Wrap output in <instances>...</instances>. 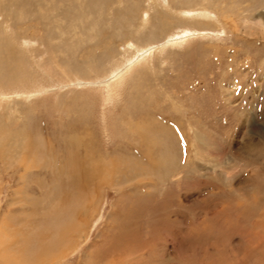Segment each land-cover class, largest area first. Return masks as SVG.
Here are the masks:
<instances>
[{"label":"rangeland","instance_id":"374dc122","mask_svg":"<svg viewBox=\"0 0 264 264\" xmlns=\"http://www.w3.org/2000/svg\"><path fill=\"white\" fill-rule=\"evenodd\" d=\"M0 63V264L263 254L264 0H0Z\"/></svg>","mask_w":264,"mask_h":264},{"label":"bare ground","instance_id":"6f19581e","mask_svg":"<svg viewBox=\"0 0 264 264\" xmlns=\"http://www.w3.org/2000/svg\"><path fill=\"white\" fill-rule=\"evenodd\" d=\"M204 1V0H203ZM186 4V3H185ZM192 4V3H191ZM201 4V3H200ZM159 5V4H158ZM171 5V4H170ZM183 5V4H182ZM205 5V4H204ZM160 6V5H159ZM195 6V5H194ZM199 6V5H198ZM196 7V6H195ZM203 7V6H202ZM183 8V7H182ZM187 8V7H186ZM200 8V7H199ZM167 9H169V10H172V8H167ZM184 9V8H183ZM194 9V8H193ZM173 11V10H172ZM177 11V10H176ZM178 12V11H177ZM234 14V13H233ZM180 15V14H179ZM185 15L186 16H188V17H185L184 18V20H185V22L184 23H182L180 20H179V22L178 23H181L182 24V26H184V25H186V22L188 23L187 24V26H189L190 24L189 23H191V22H189L188 20H190V18L191 17H194V18H196V19H191V21L192 22H194V23H191V24H194L195 25V20L197 21V24L195 25V28H194V30H202L201 28H200V26H198V25H201L200 23H202V22H200V19H198V18H201L202 20H203V18H208V20H209V18H211V19H213V17L211 16V15H209V12L207 11V10H204V13H190V15H187V13H185ZM149 18V17H148ZM183 19V18H182ZM204 19V20H205ZM207 20V19H206ZM205 20V21H206ZM214 20V19H213ZM147 20H145V22H146ZM151 21V20H150ZM210 21H212V20H210ZM148 22V21H147ZM149 23V22H148ZM146 24V23H145ZM161 24H163V26L161 27V29H162V32L161 33H164V35H167V36H169V35H171V29L172 28H174L175 27V24H173L172 23V26L174 25V27H172L171 28V21H169L168 19H166V20H164L163 21V23L161 22ZM261 24V23H260ZM147 25V24H146ZM149 25V24H148ZM193 25V26H194ZM191 28V27H190ZM193 28V27H192ZM161 31V30H160ZM136 33V32H135ZM197 34L194 32L193 34L192 33H187L186 35H184V36H182V37H178L177 39H170L169 41H167V44H168V42H170V43H172L173 44V42H171V41H174L175 43H179L180 44V41H183V42H185V40L187 39L188 40V38H190V37H192V36H196ZM153 36V35H152ZM146 38V37H145ZM176 38V37H175ZM152 39V38H151ZM143 40V39H142ZM177 41V42H176ZM188 42V41H187ZM174 43V44H175ZM146 44V43H145ZM169 45V44H168ZM165 46V45H164ZM171 46V45H170ZM157 48H159L158 47V45L157 46H154V47H150L146 52H143V50H139V51H141V52H139V51H136V53L134 54V56H132V57H130V59L131 60H136V62H137V58H139L140 59V56H143V55H147V53L148 52H153V51H150V50H153V49H157ZM160 49H162V48H160ZM133 50V49H132ZM154 51H156V50H154ZM150 54V53H149ZM149 54L147 55L148 57H149ZM114 55V54H113ZM122 55V54H121ZM130 55V54H129ZM151 55V54H150ZM147 56H145V57H147ZM144 57V56H143ZM146 59V58H145ZM134 60V61H135ZM143 60H144V58H143ZM142 61V59H140V61H138V62H141ZM10 63V62H9ZM1 64V63H0ZM7 66V65H6ZM22 66V65H21ZM118 66V65H117ZM105 69V68H104ZM122 69V68H121ZM131 69V68H130ZM127 71V70H126ZM74 72V71H73ZM128 72V71H127ZM78 75V74H77ZM96 76V75H95ZM117 78H119V71H117L115 74H113V76H111L110 77V79H106L107 80V82H109V81H111V80H114L115 81V79L117 80ZM74 80V79H73ZM85 80V79H84ZM113 81V82H114ZM111 83H112V81H111ZM111 83H110V86H111ZM117 84V83H116ZM9 85V84H8ZM31 86V85H30ZM40 85H36L35 87L36 88H44L45 89V87H44V85H41V87H39ZM26 88H28L27 89V91L29 90V87H26ZM30 88H32V87H30ZM35 88V89H36ZM112 88V87H111ZM35 89H32L33 91L35 90ZM43 89V90H44ZM39 90V92H40V89H38ZM38 90H35V91H38ZM20 91V90H19ZM22 91V90H21ZM26 91V90H25ZM23 92L24 91H22V93L21 92H19V93H21V95L23 94ZM33 94L34 93H36V92H32ZM31 93V94H32ZM24 94L26 95V93L24 92ZM28 94V93H27ZM30 95V94H29ZM35 96V95H34ZM29 97V96H28ZM109 100V99H108ZM11 127V126H10ZM25 131H26V129H24ZM143 130V129H142ZM6 131V130H5ZM30 131V130H29ZM32 131V130H31ZM15 132V131H14ZM33 132V131H32ZM2 133V132H1ZM5 133V132H4ZM7 133H9V131L7 132ZM11 133V134H10ZM9 134L10 135H8V137L13 141H16L15 143L16 144H21V146L22 145H26V140H27V142H28V134H27V136H26V134L25 133H23V132H15V133H12V130H11V132H10ZM31 134V133H30ZM4 135V134H3ZM2 135V136H3ZM75 135V134H74ZM146 136V135H145ZM6 137V136H5ZM67 137V136H66ZM71 137V136H70ZM78 139V138H77ZM4 142H7L9 139H4V137H3V139H2ZM52 140V139H51ZM30 141V140H29ZM90 142V141H89ZM156 143V142H155ZM2 144V143H1ZM0 144V145H1ZM4 144V143H3ZM30 144V143H29ZM10 145H12V144H10ZM6 146V145H5ZM16 146V145H15ZM54 146V145H53ZM52 146V147H53ZM143 146V145H142ZM7 147V146H6ZM18 147H19V145H18ZM25 147V146H24ZM27 147H28V145H27ZM32 147V146H31ZM81 147H82V145H81ZM86 148V147H85ZM15 149V148H14ZM13 149V150H14ZM23 149V148H22ZM25 149H27L28 150V148H24L23 150H25ZM33 149V148H32ZM55 149V148H54ZM89 149V148H88ZM1 150V149H0ZM87 150V149H86ZM148 150V149H147ZM1 151H3V149L1 150ZM8 151V150H7ZM10 151V150H9ZM88 151V150H87ZM149 151V150H148ZM18 152V151H17ZM97 152V151H96ZM10 153V152H9ZM36 153V152H35ZM90 153V152H89ZM33 154V153H32ZM53 154V153H52ZM57 154V153H56ZM143 154V153H142ZM9 155V154H8ZM35 155V154H34ZM103 155V154H102ZM7 156V155H6ZM18 156V155H17ZM87 157H89L88 155H86ZM147 156H148V154H147ZM2 157H4L3 155H2ZM27 157V156H26ZM117 157V156H116ZM5 158H7V157H4V159ZM10 158V157H9ZM14 158H16V157H14ZM115 159H117V158H115ZM132 159H133V157H132ZM114 160V159H113ZM144 160V159H143ZM31 161V160H30ZM86 161V160H85ZM146 161V160H145ZM149 162V161H148ZM111 163V162H110ZM144 163V162H143ZM155 163V162H154ZM14 164V163H13ZM116 164V163H115ZM124 164H125V162H124ZM127 164V163H126ZM3 165H5V164H3ZM10 165H12V163L10 164ZM129 165V164H128ZM140 165V164H139ZM33 166V165H32ZM131 166V165H130ZM130 166H128V167H130ZM143 166V165H142ZM150 167V166H149ZM155 167V166H154ZM12 168V167H11ZM140 168V167H139ZM145 168V167H144ZM152 168H153V166H152ZM118 169H120V168H118ZM130 169V168H129ZM149 169V168H148ZM82 170V169H81ZM117 170V169H116ZM131 170V169H130ZM135 170V169H134ZM139 170V169H138ZM152 170V169H151ZM150 170V171H151ZM133 171V170H132ZM143 171H144V169H143ZM81 173L84 175V179L87 181V182H90L92 179H91V177L93 176V174H94V170H92V169H90V168H88V169H83L82 171H81ZM18 174H19V172H18ZM24 175V174H23ZM121 176H123V175H121ZM93 178V177H92ZM24 179V178H23ZM18 180H20L19 178H18ZM121 181V180H120ZM124 183V182H123ZM93 184V183H92ZM168 194V193H167ZM168 195H170V194H168ZM140 200V199H139ZM142 200V199H141ZM130 202V201H129ZM138 202V201H137ZM140 202H142V201H140ZM148 203V202H147ZM137 204V203H136ZM160 204H161V202H160ZM172 205V204H171ZM142 206V205H141ZM141 206H139V207H141ZM137 207H138V205H137ZM148 207H150V206H148ZM154 207V206H153ZM158 207H159V205H158ZM261 207V206H260ZM142 208H145L144 206L142 207ZM247 208V207H246ZM125 209V208H124ZM127 209V208H126ZM160 209V208H159ZM250 209H251V207H250ZM130 210V208H128V211ZM142 210V209H141ZM150 210V209H149ZM148 210V211H149ZM248 210V209H247ZM145 211H147L146 210V208H145ZM145 211H144V213H145ZM251 211V210H250ZM139 212H141V211H139ZM226 212V211H225ZM229 212H231V211H229ZM233 212V211H232ZM135 213H136V211H135ZM149 213L151 214V212L149 211ZM169 214L170 213H173V212H168ZM254 213V212H253ZM167 214V213H166ZM137 215V214H136ZM164 215H165V213H164ZM171 215V214H170ZM173 215V214H172ZM228 215V214H227ZM256 215H257V213H256ZM262 215H264V213L262 214ZM133 216V215H132ZM168 216V215H167ZM134 217V216H133ZM250 217V216H249ZM127 218V217H126ZM130 219V218H129ZM133 219V218H132ZM219 219V218H218ZM123 220H124V218H123ZM139 220V219H138ZM217 220V219H216ZM262 220H264V219H262ZM125 221V220H124ZM132 221V220H131ZM134 221V220H133ZM223 221V220H222ZM128 223H129V221H127ZM134 223V222H133ZM132 222H131V224H133ZM257 223V222H256ZM264 223V222H263ZM125 224H126V221H125ZM221 224V223H220ZM258 224V223H257ZM256 224V225H257ZM122 225H123V223H122ZM178 225H179V223H178ZM177 225V226H178ZM221 225H223V224H221ZM227 225V224H226ZM251 225V224H250ZM259 225V224H258ZM131 226H133V225H131ZM252 226H253V224H252ZM127 227H128V225H127ZM134 227V226H133ZM135 227H137L136 225H135ZM200 228H201V226H199ZM198 227V228H199ZM206 227V226H205ZM212 227V226H211ZM215 227V226H214ZM213 227V228H214ZM178 228V227H177ZM219 228V227H218ZM256 228V227H255ZM127 229H129V228H127ZM197 229V228H196ZM195 229V230H196ZM202 229H203V227H202ZM216 229H217V227H216ZM76 230V229H75ZM200 231H202L201 229H199ZM208 230V229H207ZM248 230V229H247ZM124 231V230H123ZM126 231V230H125ZM208 231H211V230H208ZM218 231H220V230H217V232ZM252 231V230H251ZM9 232V231H8ZM7 233V232H6ZM14 233V232H13ZM149 233V232H148ZM196 233V232H195ZM201 233V232H200ZM9 234H10V232H9ZM206 234V233H205ZM204 234V235H205ZM211 234V233H210ZM222 234H224V233H222ZM10 235H12V234H10ZM156 235H157V233H156ZM177 235V234H176ZM183 235V234H182ZM196 235V234H195ZM259 235V234H258ZM29 236V235H28ZM151 236V235H150ZM175 236V235H174ZM173 236V237H174ZM207 236H208V234H207ZM212 236V235H211ZM225 236V235H224ZM6 237V236H5ZM31 237V236H30ZM198 237H200V236H198ZM256 237V236H255ZM260 236H258V238H259ZM151 238V237H150ZM159 238V237H158ZM202 238V237H201ZM251 238V237H250ZM14 239V238H13ZM13 239H12V241H13ZM26 239V238H25ZM31 239V238H30ZM166 239V238H165ZM164 239V240H165ZM169 239V238H168ZM195 239H197V238H195ZM210 239V238H209ZM215 239V238H214ZM220 239V238H219ZM15 240V239H14ZM24 240V239H23ZM33 240H34V238H33ZM173 240H174V238H173ZM6 241V240H5ZM9 241V240H8ZM11 241V242H12ZM16 241V240H15ZM18 241H19V239H18ZM24 241H26V240H24ZM23 241V242H24ZM123 241H126V242H129V243H134V237H133V233L132 232H128V231H126L125 233H124V235H123ZM170 241V240H169ZM175 241H176V238H175ZM209 241V240H208ZM217 241V240H216ZM225 241V240H224ZM22 242V243H23ZM31 242V241H30ZM174 242V241H173ZM207 242V241H206ZM1 243H3V242H1ZM7 243V242H6ZM32 243V242H31ZM30 243V244H31ZM34 243V242H33ZM162 243H164V241L162 242ZM175 243V242H174ZM212 243V242H211ZM256 243H258L259 244V242H255V244ZM4 244V243H3ZM18 244V243H17ZM24 244H25V242H24ZM35 245L37 244V243H34ZM262 244V243H261ZM27 245V244H26ZM34 245V246H35ZM257 245V244H256ZM12 246V245H11ZM22 246V245H21ZM28 246V245H27ZM26 246V247H27ZM37 246V245H36ZM176 246V245H175ZM214 246V245H213ZM262 246V245H261ZM10 247V246H9ZM18 247H19V245H18ZM163 247V246H162ZM166 247V246H165ZM177 247V246H176ZM180 247H182L181 249H183L182 251L183 252H185L186 251V249H188L189 248V246L187 245V241H185V240H182L181 242H180ZM207 247V246H206ZM209 247V246H208ZM217 247V246H216ZM230 247H231V245H230ZM248 247H250V246H248ZM14 248V247H13ZM12 248V249H13ZM16 248V247H15ZM28 248H30V247H28ZM223 248V247H222ZM5 249H6V247H5ZM12 249H11V253H12ZM17 249V248H16ZM15 249V250H16ZM136 249V248H135ZM164 249V248H163ZM252 249V248H251ZM1 250V249H0ZM14 250V249H13ZM24 251H25V249H23ZM26 250H27V248H26ZM45 250L46 249H44V251H42L41 253H40V255H39V257H47L48 256V253H49V251H46L45 252ZM123 250V249H122ZM202 250V249H201ZM200 250V251H201ZM231 250V249H230ZM21 251V250H20ZM20 251H18V253L20 252ZM22 252V253H25V252ZM36 251V250H35ZM153 251V250H152ZM210 251V250H209ZM217 251V250H216ZM219 251V250H218ZM262 251V250H261ZM8 252V251H7ZM31 252V251H30ZM162 252V251H161ZM174 252V251H173ZM207 252V251H206ZM213 252H215V249H214V251ZM224 252V250L222 251V253ZM2 253H3V251H1L0 252V254L2 255ZM27 253V252H26ZM25 253V254H26ZM205 253V252H204ZM208 253V252H207ZM238 253V252H237ZM258 253V252H257ZM5 254V253H4ZM7 254V253H6ZM5 254V255H6ZM9 254H10V252H9ZM21 254V253H20ZM32 254V253H31ZM35 254V253H34ZM33 254V255H34ZM152 254V253H151ZM159 253H157V255H158ZM183 254V253H182ZM192 254H194V253H192ZM214 254V253H213ZM256 254V253H255ZM260 254H261V252H260ZM259 254V255H260ZM4 255V256H5ZM23 255V254H22ZM150 255V254H149ZM165 255H166V253H165ZM216 255V254H215ZM258 255V254H257ZM9 256V255H8ZM7 256V257H8ZM11 256H14L13 254L11 255ZM10 256V258H12ZM25 256V255H24ZM26 256H27V254H26ZM29 256H32V255H29ZM167 256H169V254L167 255ZM166 256V257H167ZM208 256H210V255H208ZM208 256H207V259H208ZM2 257V256H1ZM6 257V256H5ZM34 257V256H33ZM33 257H31V259L33 258ZM173 257H174V254H173ZM182 257H186L185 256V254H183V256ZM181 257V258H182ZM195 257V256H194ZM197 257V256H196ZM258 257V256H257ZM3 258V257H2ZM16 258H20V256L19 257H16ZM26 258V257H25ZM35 258V257H34ZM183 258V259H184ZM200 258V257H199ZM198 258V259H199ZM222 258H224L223 256H222ZM253 258V257H252ZM9 259V258H8ZM14 259V258H13ZM21 259V258H20ZM27 259H29V258H27ZM143 259V258H142ZM244 259V258H243ZM41 260V259H40ZM39 260V261H40ZM178 260V259H177ZM241 260V259H240ZM251 260V259H250ZM6 261V260H5ZM12 261V260H11ZM21 261V260H20ZM29 261H31L30 259H29ZM175 260H173V264H175V262H174ZM248 261V259L247 260H244V261H242V262H244V263H246ZM1 262H3V261H1ZM27 262V261H26ZM55 262V261H54ZM169 262V261H168ZM205 262V261H204ZM240 262V261H239ZM164 263V262H163ZM162 263V264H163ZM23 264H24V261H23ZM38 264H39V262H38ZM119 264H120V262H119ZM197 264H198V262H197ZM206 264H207V262H206ZM208 264H210V262H208ZM214 264H215V262H214ZM240 264H241V262H240ZM254 264H264V252H263V254L262 255H260V257H258L257 259H255L254 260Z\"/></svg>","mask_w":264,"mask_h":264}]
</instances>
